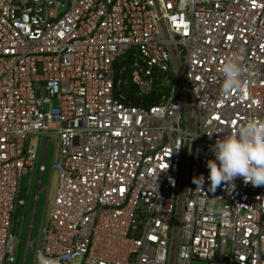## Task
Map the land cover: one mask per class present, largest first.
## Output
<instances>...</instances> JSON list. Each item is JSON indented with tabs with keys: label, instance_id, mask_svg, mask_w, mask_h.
<instances>
[{
	"label": "built area",
	"instance_id": "2783aa9c",
	"mask_svg": "<svg viewBox=\"0 0 264 264\" xmlns=\"http://www.w3.org/2000/svg\"><path fill=\"white\" fill-rule=\"evenodd\" d=\"M233 57L243 86L226 92ZM155 70L169 94L126 102ZM250 118L264 120V0H0V264L16 263L41 135L58 182L21 264L30 249L32 264H264V185L207 180L216 138Z\"/></svg>",
	"mask_w": 264,
	"mask_h": 264
},
{
	"label": "clouds",
	"instance_id": "9594fccd",
	"mask_svg": "<svg viewBox=\"0 0 264 264\" xmlns=\"http://www.w3.org/2000/svg\"><path fill=\"white\" fill-rule=\"evenodd\" d=\"M221 70L224 91L242 88V68L237 58L228 59ZM211 150L212 156L206 161L210 190L229 182L234 184L237 177L254 186L264 185V120L247 119L235 131L218 136ZM204 182L203 174L193 177L197 187L202 188ZM41 264H56V261L42 258Z\"/></svg>",
	"mask_w": 264,
	"mask_h": 264
},
{
	"label": "rangeland",
	"instance_id": "374dc122",
	"mask_svg": "<svg viewBox=\"0 0 264 264\" xmlns=\"http://www.w3.org/2000/svg\"><path fill=\"white\" fill-rule=\"evenodd\" d=\"M44 136L41 138L40 147H42ZM54 150V143L49 146V153L45 164V171L40 177L36 171L32 178L25 176L23 180V189L28 190V202L25 208L23 223L18 222L15 227L16 233V263L21 264L24 255V249L28 237L30 223L33 222L32 238H35L39 232L40 224H48L50 210L52 207L55 190L58 182V174L51 171V159ZM24 208L18 210V217L21 218ZM36 243H34L35 245ZM34 252L30 249L26 264H32Z\"/></svg>",
	"mask_w": 264,
	"mask_h": 264
},
{
	"label": "trees",
	"instance_id": "16d2710c",
	"mask_svg": "<svg viewBox=\"0 0 264 264\" xmlns=\"http://www.w3.org/2000/svg\"><path fill=\"white\" fill-rule=\"evenodd\" d=\"M129 56L124 55L123 57ZM173 74L168 72H162L159 70L154 71V80L151 91L148 94L138 95L135 92V88L132 83H129L126 87H123V90L126 94L125 101L135 105L150 106L152 104L158 103L162 100L163 96H166L170 92L171 88V79Z\"/></svg>",
	"mask_w": 264,
	"mask_h": 264
},
{
	"label": "crops",
	"instance_id": "0c3cea01",
	"mask_svg": "<svg viewBox=\"0 0 264 264\" xmlns=\"http://www.w3.org/2000/svg\"><path fill=\"white\" fill-rule=\"evenodd\" d=\"M43 137V135H41L38 139V152H37V159L35 161V167H34V170L30 176V178H32V175L37 171L38 172V175L41 177L42 174L44 173V171L42 173H40L39 169H38V166L39 164L42 162V160H44L45 164H46V161H47V157H48V153H49V147H48V150L46 152V155L45 157L43 158V154H44V141H43V145L42 147H40V141H41V138ZM45 139V137H44ZM50 146V145H49ZM54 150H53V154H52V159H51V163H52V160L54 158ZM52 171V170H51ZM27 202H28V196H27Z\"/></svg>",
	"mask_w": 264,
	"mask_h": 264
}]
</instances>
